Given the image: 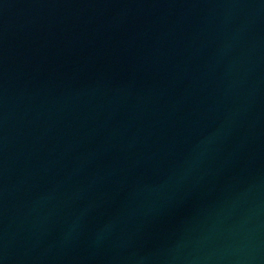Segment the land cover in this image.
Wrapping results in <instances>:
<instances>
[{
  "label": "water",
  "instance_id": "obj_1",
  "mask_svg": "<svg viewBox=\"0 0 264 264\" xmlns=\"http://www.w3.org/2000/svg\"><path fill=\"white\" fill-rule=\"evenodd\" d=\"M0 264H264V0H0Z\"/></svg>",
  "mask_w": 264,
  "mask_h": 264
}]
</instances>
